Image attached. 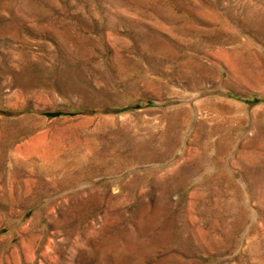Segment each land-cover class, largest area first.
Returning <instances> with one entry per match:
<instances>
[{
  "label": "rangeland",
  "instance_id": "374dc122",
  "mask_svg": "<svg viewBox=\"0 0 264 264\" xmlns=\"http://www.w3.org/2000/svg\"><path fill=\"white\" fill-rule=\"evenodd\" d=\"M0 264H264V0H0Z\"/></svg>",
  "mask_w": 264,
  "mask_h": 264
},
{
  "label": "bare ground",
  "instance_id": "6f19581e",
  "mask_svg": "<svg viewBox=\"0 0 264 264\" xmlns=\"http://www.w3.org/2000/svg\"><path fill=\"white\" fill-rule=\"evenodd\" d=\"M47 152H43L42 155L44 156L46 162L48 165L43 166V170L45 171H56L57 169L61 168V164L58 161H52L50 156L46 154Z\"/></svg>",
  "mask_w": 264,
  "mask_h": 264
}]
</instances>
